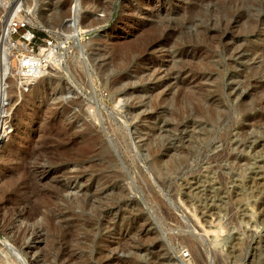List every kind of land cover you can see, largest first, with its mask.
<instances>
[{
    "label": "rangeland",
    "instance_id": "rangeland-1",
    "mask_svg": "<svg viewBox=\"0 0 264 264\" xmlns=\"http://www.w3.org/2000/svg\"><path fill=\"white\" fill-rule=\"evenodd\" d=\"M26 15L37 90L7 42ZM0 27V191L52 148L0 194V264H264V0H0Z\"/></svg>",
    "mask_w": 264,
    "mask_h": 264
},
{
    "label": "bare ground",
    "instance_id": "bare-ground-1",
    "mask_svg": "<svg viewBox=\"0 0 264 264\" xmlns=\"http://www.w3.org/2000/svg\"><path fill=\"white\" fill-rule=\"evenodd\" d=\"M8 28V27H7ZM1 34H3L2 33V30H1V27H0V37H2L1 36ZM9 36V35H8ZM1 40L2 39H0V44L2 45V43H1ZM7 42L9 43V44H11V45H13L12 44V42H11V40L10 39H8L7 38ZM8 46V45H7ZM8 47H10V46H8ZM132 47V46H131ZM18 49V48H17ZM16 50V49H15ZM239 50V49H238ZM238 52V51H237ZM47 53V52H46ZM240 53V52H239ZM240 56V55H239ZM180 71V70H179ZM181 72V71H180ZM179 73V72H178ZM110 74V73H109ZM194 76H196V74L194 75ZM120 80H118L117 79V81H116V83H120L121 82V78H119ZM42 80V79H41ZM40 79H38V81L36 80L35 82H34V84H33V87L32 88H36V90L39 88V86H41V85H43V81L44 80H42L41 81ZM1 81V80H0ZM12 81V80H11ZM115 81V80H114ZM13 82V81H12ZM11 82V83H12ZM115 83V84H116ZM12 85H13V83H12ZM12 91V90H11ZM10 91V94L11 93H13V92H11ZM204 93V92H203ZM196 96V95H195ZM199 102V101H198ZM31 104V103H30ZM198 104V103H197ZM200 104V103H199ZM30 106V105H29ZM197 106V105H196ZM202 107V106H201ZM201 107H199L200 109H201ZM198 110V109H197ZM179 111V110H178ZM203 111V110H202ZM204 111H205V109H204ZM201 112V111H200ZM214 112L215 111H213V110H211V109H209V111H207L206 113L204 112V114H203V118H204V116H205V118L204 119H206L207 121H209V122H211L212 123V120L214 121V118H213V116H214ZM203 113V112H202ZM202 113H200L201 115H202ZM199 114V113H198ZM3 115V114H2ZM178 115H179V113H178ZM177 115V116H178ZM0 121H1V118H0ZM208 122V123H209ZM3 124L2 123H0V129H1V126H2ZM5 127V126H4ZM86 129H89V126H87L86 127ZM5 130V129H4ZM1 133V132H0ZM8 134V133H7ZM89 138H88V141H89V143H88V145L87 146H85V148L84 149H82L77 155H76V158L74 157V159H75V161L74 162H83L84 160H85V158H87L89 155H92V156H101L103 153H104V151H105V149H106V147L105 146H103L102 145V143L100 142V140H99V138L100 137H98V135L96 136V137H92L91 136V134L89 133L88 135H87ZM14 139V138H13ZM65 142V141H64ZM46 145L47 144H45V145H41V147H40V149H38V151H34V152H29V155L27 154V156H22L21 158H22V167H23V170H24V172H25V174L26 175H28V177H29V180L31 181V183L29 182V183H26V182H23L22 181V179H18V180H15L14 179V181H12V179L11 180H6V184L4 185V187H2V191H0V194H2V199H6V204H10L11 203V201H13V196L12 195H14V193L16 192V191H19L20 189H22V188H26L27 190H30V189H35V187L36 186H34L35 184V177H33V176H31V174L33 173L32 171L34 170V168H36L35 166L36 165H34V164H36V163H32V161H37L38 159H40V157H42L43 155L44 156H46V157H48L47 155H45L46 153H48V151L50 150V149H52V148H50V147H46ZM13 146V145H12ZM49 146V145H48ZM60 147H62V148H60V149H58V151H61L63 148H64V146H60ZM37 149V148H36ZM11 151V150H10ZM33 151V150H32ZM63 151V150H62ZM28 152V151H27ZM26 152V153H27ZM52 152V151H51ZM7 153V152H6ZM12 153V152H11ZM59 153H62V152H59ZM63 153H64V155H65V151H63ZM109 153V152H108ZM9 154V153H8ZM63 155V156H64ZM66 156V155H65ZM11 157H12V155H11ZM13 158V157H12ZM65 159H67V157H64ZM69 159V158H68ZM56 160V159H55ZM157 160V159H156ZM28 161L30 162V163H28ZM48 161H49V159H48ZM73 162V161H72ZM52 163H54V162H52ZM56 163H58V162H56ZM55 163V164H56ZM59 163H61V162H59ZM157 164H159L160 163V161H157L156 162ZM54 164V165H55ZM65 164H67V163H65ZM64 164V165H65ZM33 165V166H32ZM68 165V164H67ZM65 166H59L58 167V170H62L63 168H64ZM105 167V166H104ZM101 169H103V167L101 168ZM20 170H21V168H20ZM37 172V171H36ZM35 173V172H34ZM37 174V173H36ZM32 175H34V174H32ZM109 175V174H108ZM26 178V177H25ZM4 183V182H3ZM111 183V182H110ZM1 184V183H0ZM34 184V185H33ZM1 186H3V185H1ZM64 190V187L61 185H59V186H56L55 188H54V190H53V192L55 193V195H56V193H59V192H61V191H63ZM21 192V191H20ZM35 192V191H34ZM22 193V192H21ZM39 193V192H38ZM44 197V196H43ZM40 199V198H39ZM15 200V199H14ZM39 203H40V201H39ZM41 203H43L42 201H41ZM16 204V203H15ZM19 204V203H18ZM42 206V205H41ZM21 217V216H20ZM63 228V227H62ZM104 256H106V255H104ZM136 256V255H135ZM137 258V257H136ZM135 259V258H134ZM137 263V262H136Z\"/></svg>",
    "mask_w": 264,
    "mask_h": 264
},
{
    "label": "built area",
    "instance_id": "built-area-1",
    "mask_svg": "<svg viewBox=\"0 0 264 264\" xmlns=\"http://www.w3.org/2000/svg\"><path fill=\"white\" fill-rule=\"evenodd\" d=\"M28 15L25 17H19L13 19L8 24L9 37L11 38L12 44L16 48L23 46V53L18 55L13 60L16 62L17 66L14 68L16 77L22 84V88H29L33 84V80L38 76L41 70H45L48 67V62L40 59L39 49L35 42L38 40L36 37L35 30L28 23ZM54 36L57 31L51 32ZM14 39L16 41H14ZM44 50H53L54 55L57 54V47L54 44V39L50 35L40 40Z\"/></svg>",
    "mask_w": 264,
    "mask_h": 264
}]
</instances>
